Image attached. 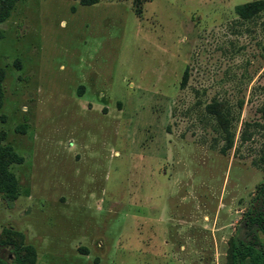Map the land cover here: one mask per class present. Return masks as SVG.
Returning <instances> with one entry per match:
<instances>
[{
	"label": "rangeland",
	"instance_id": "rangeland-1",
	"mask_svg": "<svg viewBox=\"0 0 264 264\" xmlns=\"http://www.w3.org/2000/svg\"><path fill=\"white\" fill-rule=\"evenodd\" d=\"M251 1L16 4L0 22V134L24 161L12 206L0 193L1 256L232 264L264 185V9L239 11Z\"/></svg>",
	"mask_w": 264,
	"mask_h": 264
},
{
	"label": "trees",
	"instance_id": "trees-1",
	"mask_svg": "<svg viewBox=\"0 0 264 264\" xmlns=\"http://www.w3.org/2000/svg\"><path fill=\"white\" fill-rule=\"evenodd\" d=\"M20 0H0V22L5 21L12 13L16 4ZM82 4L91 5L98 0H80ZM264 9V0H256L247 2L240 7L242 16L249 18L258 14ZM3 31L0 29V37ZM5 71L0 68V107L3 101V78ZM189 75L187 69L183 76V83L186 82ZM5 135L0 134V193L8 201V205L12 206L17 198L18 181L14 173L10 170L13 163H22L24 157L18 154L12 146L5 144ZM256 204L251 207L246 214L245 222L247 231L253 233L251 240H245L243 237L235 238L231 243V260L232 264H264V185L256 197ZM262 235H261V234ZM0 239V246L8 244ZM13 244V243H11ZM31 256L29 264H36L35 248L30 245L27 247ZM0 264H25V260L21 257L18 250H15V259L10 262L8 259L0 255Z\"/></svg>",
	"mask_w": 264,
	"mask_h": 264
},
{
	"label": "flooded vegetation",
	"instance_id": "flooded-vegetation-1",
	"mask_svg": "<svg viewBox=\"0 0 264 264\" xmlns=\"http://www.w3.org/2000/svg\"><path fill=\"white\" fill-rule=\"evenodd\" d=\"M261 190V189H260ZM261 234V233H260ZM262 235V234H261Z\"/></svg>",
	"mask_w": 264,
	"mask_h": 264
}]
</instances>
